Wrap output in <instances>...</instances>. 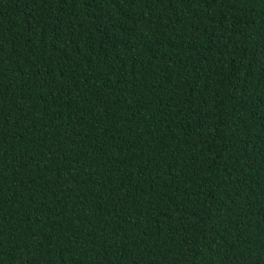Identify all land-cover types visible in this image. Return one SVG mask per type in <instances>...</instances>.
<instances>
[{
    "label": "trees",
    "instance_id": "1",
    "mask_svg": "<svg viewBox=\"0 0 264 264\" xmlns=\"http://www.w3.org/2000/svg\"><path fill=\"white\" fill-rule=\"evenodd\" d=\"M0 264H264V0H0Z\"/></svg>",
    "mask_w": 264,
    "mask_h": 264
}]
</instances>
